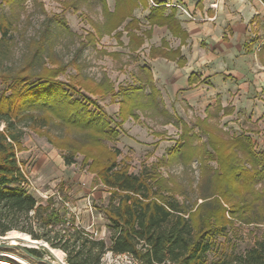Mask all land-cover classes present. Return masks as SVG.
<instances>
[{
  "label": "rangeland",
  "instance_id": "1",
  "mask_svg": "<svg viewBox=\"0 0 264 264\" xmlns=\"http://www.w3.org/2000/svg\"><path fill=\"white\" fill-rule=\"evenodd\" d=\"M116 7L117 0H0V25L8 28L6 35L0 29V74L18 72L34 55H39L40 50L43 51L45 44L44 47L47 49L41 56L44 68L36 66V74L46 69L49 75L54 69H60L58 79L77 87L75 98H81V92L105 111L112 129L119 132L117 141L105 140V144L112 152H119L117 158L114 157L117 163L136 176L144 173L162 176L165 180L164 185L173 196L186 206L196 208L206 201L204 198L216 194L221 188H218L215 181L219 165L216 159L209 158L214 152L207 143L208 134L214 135V131L212 129L205 131L198 125L203 122L219 126L229 137L250 133L255 150L264 153V122H261V126L249 122L247 116L249 113L239 103L237 105L240 110L231 114L232 116L225 117L223 111L215 117L216 120L209 119L207 113L210 114L212 110L206 111V105L210 101L212 103L211 97H206L202 101L200 96V105L191 107L180 101V97L174 101L173 94L168 91L164 92V98L160 93V99L175 120L185 122L189 130L188 136H194L192 141L184 139L183 126L177 127L176 122L171 121L167 123V115L152 109L136 110L137 118L135 115L123 118L121 90L144 87L145 92L149 93V89L139 83L143 77L147 81L146 74L143 75L141 70L146 69L144 73H147L150 69L152 72L149 67L151 59L163 56L168 45L170 48V42L168 43L159 33L167 35L171 43L177 41L168 36L164 29L158 30L157 38L150 40L155 26L149 23L150 13L144 10L142 3L137 5L132 17L122 26L111 22L115 19V13H121ZM164 7L166 10L172 8L170 4ZM179 8L183 15L190 14L185 7ZM137 9L139 11L135 15ZM175 9L178 10L177 6ZM133 20L137 21L135 30L138 32L135 35L143 40L142 46L136 51L140 52L138 54L130 50V37L125 33L127 29H134L129 25ZM41 42L44 44H40ZM155 43L158 46H154ZM152 49H157L156 56L151 54ZM37 64L40 63L36 62ZM77 78L85 79L91 84L103 85L105 93L88 94L78 86ZM153 80L155 83L154 75ZM160 83L164 84L165 81L161 79ZM105 86L112 87V92L107 93ZM5 91L10 94L8 87L0 80V93ZM235 97L231 95L227 102L231 105ZM92 109L96 111L94 106ZM47 130L25 128L22 149L17 155L28 178V191L39 203L46 204L49 199H53L56 209L61 210L67 222L56 227L57 230L76 227L85 234L86 230L93 228L103 233L102 241L110 244L112 231L109 229L105 210L119 199L111 194L97 174L90 173L88 166L83 165V155H77L73 159L74 164L67 165L65 156L70 154L61 152L50 143V139L54 140V137L61 134L53 129L48 130L49 132ZM185 142L189 143L190 148L196 149L193 155L189 157L190 155L186 153L184 158L173 156L174 150L185 145ZM204 146L207 151L201 154L200 150ZM244 166L250 168L248 164ZM150 186L154 191L160 188L153 182H150ZM261 188L264 189V183H259L254 190L262 192ZM246 193L252 197L256 203L253 207L262 217L252 220L251 214L243 211L234 217L227 215L232 224H227V230L214 238L215 246L210 251L211 260L230 255L241 257L257 242L264 241V195L259 193L261 197L254 200L257 196L250 191ZM242 201L241 195L232 199L233 204H240ZM252 203L248 202L247 205L251 206ZM37 231L42 232L39 229ZM54 235L50 234L51 237ZM36 241L40 245H29L21 241L13 244L11 240H0V245H15L9 249L2 248L0 252H10L27 262L38 264L26 253L28 248L25 247H33L32 249L42 254V257H36L46 258L57 264V260L42 246L45 242ZM48 247L51 248L49 245ZM43 249L48 254H45ZM62 252L64 254L62 263L68 264L66 253ZM101 264L136 262L128 255L106 252Z\"/></svg>",
  "mask_w": 264,
  "mask_h": 264
},
{
  "label": "trees",
  "instance_id": "2",
  "mask_svg": "<svg viewBox=\"0 0 264 264\" xmlns=\"http://www.w3.org/2000/svg\"><path fill=\"white\" fill-rule=\"evenodd\" d=\"M139 3L147 7L146 0H117L116 8L121 13H115L111 22L122 26L132 17ZM161 6L151 9L149 23L167 26L173 35L183 38L185 34L181 30L178 32L174 10L166 16V8ZM136 23L133 20L129 25L134 29H127L131 41L129 48L133 52L143 44L142 38L134 33ZM0 29L7 34V27L0 25ZM44 45L43 51L34 55L18 72L0 74L1 83L10 91V94L7 91L0 93V237L12 231L29 235L33 240L44 241L51 248L64 251L68 264H101L106 252L128 255L136 264H264V241L257 242L241 257L230 255L210 259L214 238L227 230V224H232L227 215L234 217L243 211L250 213L252 220L262 217L256 213L253 207L256 203L246 192L257 196L254 200L261 197L259 193L264 195L263 188L262 192L254 190L259 183H264V153L255 150L248 134L229 137L216 125L203 122L198 125L205 131H214V135L207 133V143L214 152L209 158L216 159L219 165L215 181L221 188L216 194L204 198L206 201L196 208H190L172 195L162 176L155 173L136 176L117 163L114 157L117 158L119 152H112L105 140L117 141L119 132L112 129L105 111L90 97L80 92L81 98H75L77 87L58 79L60 69H54L49 75L46 69L36 74V66L44 68L41 60L47 49ZM151 54L156 56L157 49H152ZM162 55L160 57L175 59L180 57V51H164ZM36 62L40 64L36 65ZM148 70L147 73H144L146 69L141 70L147 81L143 77L139 83L146 86L149 93L144 87L121 90V116L135 115L137 118L136 110L152 109L167 115V123L176 122L177 127L183 126L184 139L192 141L194 136H188L185 122L175 120L166 111L152 72ZM77 82L88 94L105 93L103 85L91 84L85 79ZM112 89L105 86L107 93ZM221 111L226 115L233 113V109L218 107L215 113H208V118L215 119ZM25 128L53 129L60 133L61 136L50 139V143L61 152L70 154L65 156L66 164H74L73 159L83 155V165L88 166L90 173L97 174L111 194L119 199L105 210L112 231L110 244L89 239L76 227L57 230L56 227L67 222L61 210L56 209L53 199L46 204L39 203L28 191V178L17 155L22 149ZM184 144L174 150L173 156L193 155L196 149L190 148L188 142ZM200 151L205 154L207 149L204 146ZM246 164L250 168L244 166ZM150 182L160 188L154 191ZM238 195L243 201L233 204L232 199ZM248 202L253 203L250 206ZM224 203L231 206L226 207ZM51 233L55 234L54 237L50 236ZM30 252L42 257L36 249ZM43 252L48 254L45 249Z\"/></svg>",
  "mask_w": 264,
  "mask_h": 264
},
{
  "label": "crops",
  "instance_id": "3",
  "mask_svg": "<svg viewBox=\"0 0 264 264\" xmlns=\"http://www.w3.org/2000/svg\"><path fill=\"white\" fill-rule=\"evenodd\" d=\"M146 2L144 10L149 13L159 4L163 5L161 7L170 4L178 32L181 30L185 34L183 38L175 36L167 26L154 25L150 40L156 39L157 31L164 29L177 41L171 43L167 35L159 33L170 42L167 51H180V57L175 59L158 57L149 63L155 86L162 97L168 91L173 94L174 101L180 97V101L191 107L200 105V96L202 101L211 97L212 103L210 101L206 105V111L212 110L213 113L218 111V107L237 112L239 103L249 113V122L261 126L264 122V0ZM179 6L185 7L190 14L183 15ZM171 9L168 8L165 15H169ZM154 46H158L157 43ZM161 79L164 84L160 83ZM231 95L236 97L230 105L227 101Z\"/></svg>",
  "mask_w": 264,
  "mask_h": 264
},
{
  "label": "bare ground",
  "instance_id": "4",
  "mask_svg": "<svg viewBox=\"0 0 264 264\" xmlns=\"http://www.w3.org/2000/svg\"><path fill=\"white\" fill-rule=\"evenodd\" d=\"M7 237L11 241H13V244H17L18 241L27 243L29 245H35L37 243V241L33 240L29 235L15 231L10 232ZM42 244L46 245V243H42ZM51 250L53 251V257L57 260L58 263H60L59 261H63L64 254L61 250H56V249H51ZM0 264H32V263L27 262L25 259L17 255H14L13 253L0 252Z\"/></svg>",
  "mask_w": 264,
  "mask_h": 264
},
{
  "label": "water",
  "instance_id": "5",
  "mask_svg": "<svg viewBox=\"0 0 264 264\" xmlns=\"http://www.w3.org/2000/svg\"><path fill=\"white\" fill-rule=\"evenodd\" d=\"M0 240L1 241H10V239L8 238V237H0ZM35 245H40V243H36ZM46 250H48L49 252H50V254L53 256V251L51 250V248H49L48 246H46V245H42ZM12 247H15V245H0V249H9V248H12ZM25 247V246H24ZM25 248H28L27 250H26V253L31 257V259L33 260V261H36L38 264H56V263H54V262H52V261H50V260H48V259H46V258H38V257H36V256H34L31 252H30V250L33 248V247H25ZM60 263H57V264H63L62 263V261H59Z\"/></svg>",
  "mask_w": 264,
  "mask_h": 264
},
{
  "label": "built area",
  "instance_id": "6",
  "mask_svg": "<svg viewBox=\"0 0 264 264\" xmlns=\"http://www.w3.org/2000/svg\"><path fill=\"white\" fill-rule=\"evenodd\" d=\"M85 236H88L92 240H100V241L104 240L103 233L93 228L86 230Z\"/></svg>",
  "mask_w": 264,
  "mask_h": 264
}]
</instances>
